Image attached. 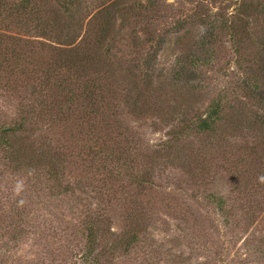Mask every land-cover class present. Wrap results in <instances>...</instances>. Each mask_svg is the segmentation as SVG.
I'll use <instances>...</instances> for the list:
<instances>
[{
    "label": "rangeland",
    "instance_id": "1",
    "mask_svg": "<svg viewBox=\"0 0 264 264\" xmlns=\"http://www.w3.org/2000/svg\"><path fill=\"white\" fill-rule=\"evenodd\" d=\"M251 1L255 8L252 37L238 39L239 43L233 30L220 25L224 19L228 23L235 19L244 0H166L164 10L173 11V21L185 24L168 35L151 70L153 77L148 87L153 105L145 116L134 115L126 106L119 108L122 132L134 138L138 149V156H132L136 159L134 174L148 171L152 179L148 187L140 186L133 173L127 174L126 170L103 186L101 180L114 164L107 158L105 162L95 160L90 170L92 163L82 164L79 156L88 153L90 147H99L79 135L81 128L74 124L71 130L62 125L56 130L44 125L38 137L39 145H60L72 150L66 152V180L72 187L69 194L52 196L46 185L38 181L35 184L32 172L10 174L0 151V210L10 212L20 205L26 211L21 223L24 233L18 239H11L0 229V253L6 264H93L92 258L85 255L82 223L86 215L90 211H106L111 232L117 235L127 230L135 208L147 217L142 241L128 253L123 248L118 250L110 264H264V247L255 236L259 228L246 225V217L242 219L240 212L238 216H226L209 197L211 192L224 195L230 190L231 181L221 169L222 160L220 168L217 160L212 166H205L210 169L206 174L196 169L200 164L204 167L207 159L218 158L216 146L220 143L221 126L219 132L210 134L191 129L199 117L207 116L215 102L226 105L225 117L232 116L234 109L229 113L228 104L233 105L238 96L246 95L242 85L251 72L259 70L258 64L262 65L264 12L259 15L257 5L264 4V0ZM212 26H217L218 41L204 52L200 40ZM131 30L129 26L124 33ZM122 49L125 53L118 65L120 69L117 65L115 69L119 90L125 93L133 77L128 68L134 67L132 60L141 55L130 46ZM185 55L197 56L201 61L195 67L197 77L190 83L178 80L175 74ZM143 71L145 65L139 63L134 77L139 82ZM19 101L17 96L0 89V121L15 117ZM116 134L108 132L109 139ZM256 140L257 134L248 133L245 143L252 145ZM230 141L238 142L233 138ZM258 236L264 237L261 233ZM101 240L102 248L105 239Z\"/></svg>",
    "mask_w": 264,
    "mask_h": 264
},
{
    "label": "trees",
    "instance_id": "2",
    "mask_svg": "<svg viewBox=\"0 0 264 264\" xmlns=\"http://www.w3.org/2000/svg\"><path fill=\"white\" fill-rule=\"evenodd\" d=\"M167 5L166 0H0V89L20 100L15 117L0 121V151L10 174L32 172L35 184L38 181L46 185L55 197L71 193L66 180V152L72 150L58 143L55 147L39 145L38 137L44 125L54 130L62 125L71 130L74 124L81 128L79 135L99 147H90L82 157L78 155L82 164L92 163L89 170L94 168L95 160L105 162L107 158L114 164L111 170L105 169L108 171L101 180L103 186L126 170L127 174L133 173L140 186L148 187L152 182L148 171L134 174L136 159L132 156H138V149L134 138L122 132L119 108L126 106L134 115L145 116L153 105L148 87L153 77L151 70L168 35L185 24L173 21V11L164 10ZM253 5L251 0H244L235 19L230 23L222 20L221 28L233 30L237 41L251 38ZM262 6L263 3L257 5L259 15L264 12ZM129 26L132 30L125 34ZM216 29L212 26L200 40L204 52L218 41ZM128 46L141 58L135 56L131 64L134 67L128 68L133 77L124 93L119 90L115 65H121L125 53L122 48ZM261 46L264 50V40ZM196 57L185 55L180 59L175 71L178 80L190 83L196 79L195 67L201 62ZM139 63L145 65L142 84L134 78ZM258 65L259 70L251 72L242 85L246 95L228 104L229 113L234 109L232 116L225 117L226 105L215 102L207 116L199 117L191 129L210 134L219 132L221 126L218 158L213 156L203 162L204 167L200 164L196 169L206 174L210 169L205 166L217 160L218 168L222 160L221 169L230 178V190L224 195L211 192L209 197L226 216H238L240 212L242 219L246 217V225L259 228L255 236L262 248L264 237L258 235H264V58ZM115 131L117 136L109 139L108 132ZM248 133L257 134L252 145L245 143ZM230 138L238 142L232 144ZM0 212L1 232L18 239L24 233L21 223L26 211L16 205L10 212ZM105 212L90 211L82 223L85 255L92 258L93 264H110L121 248L128 253L141 243L146 231L144 211L133 209L127 230L117 235L111 232V221L105 218ZM101 236L105 239L102 248ZM248 241L254 242L250 238ZM2 257L0 253V264H6Z\"/></svg>",
    "mask_w": 264,
    "mask_h": 264
}]
</instances>
